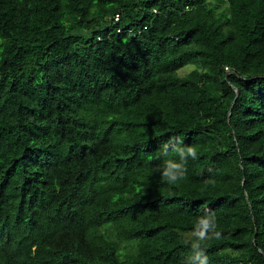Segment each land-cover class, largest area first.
Wrapping results in <instances>:
<instances>
[{
  "label": "trees",
  "instance_id": "trees-1",
  "mask_svg": "<svg viewBox=\"0 0 264 264\" xmlns=\"http://www.w3.org/2000/svg\"><path fill=\"white\" fill-rule=\"evenodd\" d=\"M206 209L264 264V0H0V264H192Z\"/></svg>",
  "mask_w": 264,
  "mask_h": 264
},
{
  "label": "clouds",
  "instance_id": "clouds-1",
  "mask_svg": "<svg viewBox=\"0 0 264 264\" xmlns=\"http://www.w3.org/2000/svg\"><path fill=\"white\" fill-rule=\"evenodd\" d=\"M170 153L179 158V163L173 159H164L163 165L155 169L162 177V180L169 185H175L178 181L186 178V167L189 159H198L197 148L191 145L182 146L176 138H170L159 150V156L169 157ZM206 184L214 183L205 181ZM220 231L216 214L210 210H205L204 215L196 218L191 236V262L192 264H208V256L205 251V241L219 239Z\"/></svg>",
  "mask_w": 264,
  "mask_h": 264
},
{
  "label": "built area",
  "instance_id": "built-area-1",
  "mask_svg": "<svg viewBox=\"0 0 264 264\" xmlns=\"http://www.w3.org/2000/svg\"><path fill=\"white\" fill-rule=\"evenodd\" d=\"M115 20H116V21H119V18H118V16L115 18Z\"/></svg>",
  "mask_w": 264,
  "mask_h": 264
},
{
  "label": "rangeland",
  "instance_id": "rangeland-1",
  "mask_svg": "<svg viewBox=\"0 0 264 264\" xmlns=\"http://www.w3.org/2000/svg\"><path fill=\"white\" fill-rule=\"evenodd\" d=\"M189 70H190V69L185 70L184 73L188 72Z\"/></svg>",
  "mask_w": 264,
  "mask_h": 264
}]
</instances>
